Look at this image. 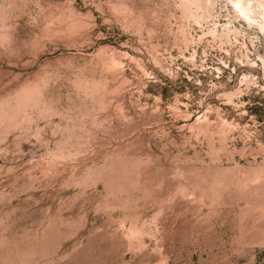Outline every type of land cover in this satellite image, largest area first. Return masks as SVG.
Masks as SVG:
<instances>
[{"label": "rangeland", "instance_id": "rangeland-1", "mask_svg": "<svg viewBox=\"0 0 264 264\" xmlns=\"http://www.w3.org/2000/svg\"><path fill=\"white\" fill-rule=\"evenodd\" d=\"M210 2L0 0V264H264V0Z\"/></svg>", "mask_w": 264, "mask_h": 264}, {"label": "bare ground", "instance_id": "bare-ground-1", "mask_svg": "<svg viewBox=\"0 0 264 264\" xmlns=\"http://www.w3.org/2000/svg\"><path fill=\"white\" fill-rule=\"evenodd\" d=\"M208 1H210V0H208ZM213 1H214V0H213ZM211 2H212V0H211ZM211 2H210V4H211ZM247 3H248V2H247ZM259 3H261V2H259ZM235 5H236V7H237V11H239V12L241 13L242 18H243V16H244L245 18H247V20H248V19H252V17H251L252 14L249 13L250 9L253 8L252 6H251L252 8H251V7L248 8L249 6L247 7L246 3H244L243 0H235ZM251 5H252V4H251ZM254 5H255V4H254ZM259 5H260V4H259ZM259 5H258V6H259ZM260 6H261V7L259 8V10H258V9H257V10H258L259 13L262 15V17H263L262 19H263V22H264V5H260ZM254 8H255V7H254ZM252 10H253V9H252ZM254 11H255V10H254ZM258 11H257V12H258ZM245 18H244V19H245ZM253 20H254V19H253ZM250 21H251V20H250ZM255 21H256V20H255ZM258 22H259V21H258ZM259 23H260V22H259ZM259 23H258V24H259ZM262 24H263V23H262ZM262 24H261V25H262ZM262 27H263V26H262ZM262 27H261V28H262ZM263 29H264V27H263Z\"/></svg>", "mask_w": 264, "mask_h": 264}]
</instances>
